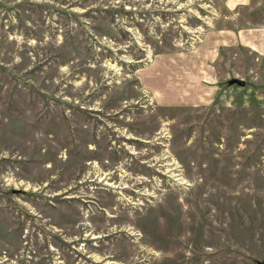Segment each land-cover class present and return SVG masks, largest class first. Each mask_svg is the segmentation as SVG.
Listing matches in <instances>:
<instances>
[{"label":"rangeland","instance_id":"374dc122","mask_svg":"<svg viewBox=\"0 0 264 264\" xmlns=\"http://www.w3.org/2000/svg\"><path fill=\"white\" fill-rule=\"evenodd\" d=\"M0 264H264V0H0Z\"/></svg>","mask_w":264,"mask_h":264}]
</instances>
